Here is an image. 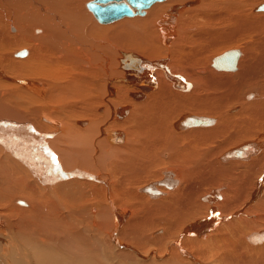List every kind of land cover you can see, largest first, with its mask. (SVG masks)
Masks as SVG:
<instances>
[{
	"label": "bare ground",
	"instance_id": "obj_1",
	"mask_svg": "<svg viewBox=\"0 0 264 264\" xmlns=\"http://www.w3.org/2000/svg\"><path fill=\"white\" fill-rule=\"evenodd\" d=\"M86 1L0 0V264H264V0Z\"/></svg>",
	"mask_w": 264,
	"mask_h": 264
},
{
	"label": "water",
	"instance_id": "obj_2",
	"mask_svg": "<svg viewBox=\"0 0 264 264\" xmlns=\"http://www.w3.org/2000/svg\"><path fill=\"white\" fill-rule=\"evenodd\" d=\"M155 1L161 0H93L89 7L99 21L108 22L124 15L142 13Z\"/></svg>",
	"mask_w": 264,
	"mask_h": 264
},
{
	"label": "rangeland",
	"instance_id": "obj_3",
	"mask_svg": "<svg viewBox=\"0 0 264 264\" xmlns=\"http://www.w3.org/2000/svg\"><path fill=\"white\" fill-rule=\"evenodd\" d=\"M88 1H90V0H87L86 2H88ZM85 2V3H86ZM81 10H84L86 13H90L86 8H85V6L83 5V7H82V9ZM144 15H139V17H143ZM10 31L11 32H14V29H10ZM99 45H97L96 47H95V52H98L100 49H99ZM28 49V48H27ZM216 54H214L213 56H215ZM212 56V57H213ZM92 58H94V56H92ZM145 60V59H144ZM190 70H192V69H190ZM181 78L183 79V76H181ZM184 79H185V76H184ZM254 89V88H257L259 91H258V96H261V94H260V87H259V85H255V86H252L251 88H248V89H245L244 90V92H243V94L245 93V92H247L248 90H250V89ZM243 94H242V96H243ZM253 100V99H252ZM252 100H250V101H252ZM237 103H239V102H235V103H233V104H231L229 107H231L232 105H234V104H237ZM228 107V108H229ZM227 108V109H228ZM227 109H226V111H227ZM208 115H210V116H217V115H214V114H212V113H207ZM240 118V121L242 120V117L240 116L239 117ZM74 120H75V118H73V119H70V121L69 122H73L74 123ZM235 121L238 123V122H240L238 119H237V117L235 118ZM75 125H77L76 123H74ZM77 126H79V125H77ZM264 134L263 133H256V134H254V136L253 137H250V138H248V139H246V140H250V141H256V142H258L259 144H260V142L261 143H264V141H261V140H259V138H262V136H263ZM220 139H223V138H220ZM243 141H245V140H242V141H240L239 143H241V142H243ZM239 143H237V144H239ZM236 144V145H237ZM102 156H103V154H102ZM25 197V196H24ZM20 201L21 202H23V201H25V202H27V200H25V199H20ZM21 204V203H20ZM21 207H24V206H21ZM149 231V230H148ZM151 231V230H150ZM149 233V232H148Z\"/></svg>",
	"mask_w": 264,
	"mask_h": 264
}]
</instances>
